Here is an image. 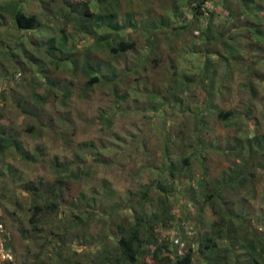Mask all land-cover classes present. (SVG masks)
<instances>
[{
	"label": "trees",
	"instance_id": "1",
	"mask_svg": "<svg viewBox=\"0 0 264 264\" xmlns=\"http://www.w3.org/2000/svg\"><path fill=\"white\" fill-rule=\"evenodd\" d=\"M82 1L69 0L68 6L70 7L68 8L70 10L65 11L60 8L58 12H54V19L63 18L66 22L65 24L75 22L76 35L78 33H82L86 37L95 35L94 43L86 47L81 39L78 45L82 44L84 46L78 50L73 44L71 45L75 36H70L66 27H64L61 29L62 37L58 38L55 36L46 42H40V49H37L38 52L28 49V46L22 43L24 44L26 61L15 53V50L21 47V43H17L15 46L10 45L4 52V58L11 59L15 68L20 69L19 73H13L12 80L15 83L9 89L16 91L29 86L32 81L29 84L25 83L28 72L36 73L35 75H38L39 78L43 77L46 82L48 95L45 94L43 97L36 94L34 97L36 110H41L39 113L29 109L31 107L30 104L24 107L19 104L23 113H28V115L30 114L33 117V122L27 128L28 131L34 138H40L42 132L53 130V133L57 134L58 137L68 135V145L72 144L69 135L70 133L75 135L76 125L71 117L73 103L67 102L71 89L68 86L67 75H72L76 79H83L86 91H90L93 87H108L110 102L107 108L99 112L93 122L101 131L105 127L111 128L117 115L127 113L134 108H130V103L128 102L131 98H133L134 106L140 103L139 93L134 92L142 90L139 81H143V94L153 99L157 98L160 102L149 103L139 107V110L136 111L141 110L143 112H139L143 120L155 119V122L162 124L160 133L163 136L158 142L160 144L157 145L161 147L162 155L160 157V167L157 170L161 173L159 175L161 179L164 171L169 170V175L164 178L166 180L165 184L160 182L155 186L153 182L152 185L154 186L143 188L138 193H134V198H131L129 193L127 198L123 200L107 180H102L98 190L96 189L97 184H93L90 192L80 188L72 195L73 186L80 187L82 183H87L94 177L91 173L93 171L91 170L89 158L84 156L86 151L90 155L95 154L96 148L93 142H84L75 148L73 145L70 148L67 147V153L65 154L67 158L64 161H61L58 156L53 158L51 167L54 171L55 180L48 186V190H44L41 182L24 183L20 176H16L19 170L17 167H14L11 163L3 164L1 173L11 179L12 187L14 188V195L5 199L6 203L0 199V224L3 225L5 230L0 233V243H2L5 253L12 258L16 256L13 237H11V233H7L9 230L5 216L10 213L12 197L15 198L18 193H21V195L29 198L30 202L23 205L20 202H16V207L18 206L26 217L29 215L28 221L32 225L31 229H25L26 234L24 233L25 231L23 232L24 240H30L33 227L35 231H39L38 228L40 227L37 225L42 223V220L46 217L49 219L45 220V222L53 219L51 217L58 215L56 213L61 207L65 208L67 213L61 219L55 217L59 221L57 224L59 232H52V235L60 239L62 237L61 241L63 243L65 241L63 238L69 236L68 232H72L74 235V230L72 231V229H77L79 234L82 232V234H86L90 228V222L98 221L99 230L92 237L84 234L85 236L82 237V240H79L77 238H80V236H74V238L87 246L81 262H78V264H263L264 237L256 236L255 232L249 231L251 229L248 226L244 229L242 226L238 228L239 230L237 229L236 223L240 222L243 225L244 220L248 216L242 212L243 206L240 210H234V200L230 199L229 195L224 193V191L235 189L236 184H239V187L243 185L241 173L245 171L243 170L244 168L247 169L245 165L249 163L250 159L253 160L255 158L254 149L258 148L264 151V134L248 138V144L244 142V147L248 148V153L244 154L243 157L244 164L237 165L238 169L233 170V174L229 175L228 178L223 176L221 180L214 182L209 188L207 181L205 183H197V189L190 184H186V195L189 198L190 207L197 208L200 206L197 211L200 216L203 213V207L209 205L213 215L219 217L218 220L212 221L211 224H206L203 222L204 220L197 218L194 227L188 226L186 224L188 222L186 221L187 219L175 217L169 212L171 209L170 203H174L172 197L177 195L175 194V184L173 183L178 176L175 167L176 164H180L182 167L188 166L191 164V159L197 156L195 153L202 151L200 145L202 142L198 144L197 141L200 138V132L205 127L206 115H199L200 111L193 112L192 109L188 108V111L194 114L193 131L185 133V137L175 136L177 133L176 129L172 127V123H169L166 112L162 110L169 103H173L174 100L175 103L184 104L185 100L179 97V94H184V97L188 95V107H192L190 102L194 101L197 96H193L191 91H187L188 86L190 87L192 84L191 81L187 80L179 90L172 86V88L162 94L163 96L159 94L161 88L157 87L153 80L152 88L149 90L147 85L148 78L138 77L135 86L129 87V84H131L132 78L140 73V70H143V68V71L149 70L153 61L155 67H159L160 80L167 83L173 82L177 74L183 70L177 68L174 76L169 75V71L177 64L175 62L169 64L171 59L164 60L166 53H163L161 45L157 44L158 38L164 34L165 40L171 42L172 53L179 54L184 49L175 48L177 45L172 43L176 38L175 36L190 34L198 42L189 47V50H191L190 55L183 54V58L188 61L190 58L196 60L201 57L202 66L197 73L205 78L207 82H210L209 89L215 90L217 88L222 92L228 80L224 76H218L217 70H213L210 62L215 54L221 53L217 50L216 42L224 44L240 40L245 42L246 38L257 33L262 39L264 37L262 33L264 28V0H175L172 8L173 15L169 18L164 14L165 11L164 13L161 11L159 12L160 14L153 16L156 19L148 18L151 17L150 12L145 18L142 15L143 13L136 16L131 11L122 13V9L117 7V5L119 6L117 0ZM180 1L184 2L183 5H186L191 11L190 17L187 18L185 11L182 10L183 5L180 4ZM78 14H83L81 20L77 17ZM0 17H3L2 14H0ZM221 17L225 19H221ZM176 18L180 20L177 27L174 26L175 22L172 21ZM14 20L18 28L26 32L36 31L41 28L36 15H27L22 10L14 9ZM128 29L141 32L140 36L148 38L151 58L147 56L139 58L132 65L119 68L115 64L118 57L128 52L138 51V39L122 35V32ZM171 29L173 30L172 32L167 31ZM246 42L249 43L250 48H254L256 51H264L262 44H253L252 40ZM183 47L185 48V45ZM93 51L102 52L103 55L109 57V61H97V63L90 61L92 57L88 52ZM220 58L223 60L226 71L227 69L229 71L231 68L229 58L219 56ZM67 65L71 67L65 73ZM257 65L259 66L258 63ZM261 66L264 67V63ZM5 69L7 70V68ZM255 73L257 78H260L263 82L264 71L256 70ZM17 77L19 79L20 77L22 78L17 80ZM31 79L37 81V86L41 85L38 79ZM61 84L65 86L66 91H61L63 88ZM250 87L255 89L253 83L250 84ZM32 89L35 90V86ZM253 91L255 92V90ZM132 93H134L133 96ZM4 94L6 95V91ZM51 94L62 97L63 105L60 108L63 111L59 112L62 117L58 121H56L57 119L51 120L48 125L42 108L44 104H48ZM172 95H175L173 101L170 99ZM2 97L5 96L3 95ZM212 98L211 92L204 95L203 103L205 104L207 101V104H210L209 100ZM5 107L3 105L0 108L1 153L4 155L7 149L13 147L17 153L24 155L21 157L22 161H24L22 164L44 167L49 160H47L46 148L41 143L38 142L36 144L37 147L32 152L28 150L24 152L25 147L22 142L15 138V135L13 136L14 131H10L8 134L5 131L6 129L1 124L2 111ZM169 107L172 110L178 107L183 108V106L173 104ZM215 108L207 110L209 112L213 110L214 112L216 111ZM178 111L185 113L184 109ZM152 112H154V117L150 116V114H153ZM177 114L179 113L175 111L172 117ZM242 114L243 112L240 113V116ZM233 115L232 111H225L224 109L217 112V116L222 122L229 123L234 119L232 118ZM244 116V118L250 120L255 118L251 115V108L245 112ZM186 125L191 126V123H186ZM59 133L60 135H58ZM189 133L192 134L190 135ZM178 134L180 135L179 132ZM194 135H196L195 141ZM193 141V144L190 143ZM227 143L231 144L229 140ZM218 144L221 145L220 142ZM233 147L232 145L225 147V152L233 151ZM217 148L222 151L220 146ZM175 156H178V162H173ZM261 158L263 162L260 163V167L264 168V157ZM152 164L154 165V162ZM169 182H171V193L166 188ZM206 186L208 189H206ZM176 200H184V194L182 196L179 195ZM127 210H131L132 214H134L133 220H125L124 218L119 220L121 212ZM14 215L15 213L10 214L13 218ZM171 229L176 231L172 237ZM249 235H253L254 239L249 241ZM176 237L187 243L182 254H179L178 250L174 248V238ZM51 247L55 249L54 245ZM65 252L63 247H61L56 250L55 254L57 253L56 255L61 257ZM91 255H95L96 260L94 257L91 258ZM10 257L3 261V264H14L13 259H10Z\"/></svg>",
	"mask_w": 264,
	"mask_h": 264
},
{
	"label": "rangeland",
	"instance_id": "2",
	"mask_svg": "<svg viewBox=\"0 0 264 264\" xmlns=\"http://www.w3.org/2000/svg\"><path fill=\"white\" fill-rule=\"evenodd\" d=\"M117 2L119 4L117 7L122 9V13L131 11L135 16L143 13L142 15L145 18L150 12L151 17L148 18L156 19L153 18V16L160 14L159 12L161 11L163 13L165 11L164 14L169 18L173 15L172 8L175 0H117ZM68 3L69 0H0V14L3 16L2 18L0 17V108L3 107V105L6 106L2 111L1 124L6 129L5 131L7 134L10 131H14L13 136L15 135V138L22 142L25 147L24 152L27 150L32 152L37 147L36 144L38 142L41 143L46 148L47 160H49L44 167H36L37 165L27 166L25 163L22 164L24 161H22L21 157L24 155L17 153L13 147L7 149L4 155L1 153L2 150H0V199L3 200L4 203H6L5 199L11 198V196L14 195V188L12 187L11 179L1 173L3 164L11 163L14 167H17L19 170L16 176H20L24 183L41 182L43 183L44 190H48V186L55 180L53 175L54 171L51 167L53 158L58 156L61 161H64L67 158V156H65L67 147L70 148V146L73 145L75 148L84 142H93L95 144V154L90 155V153L85 150L86 154L84 155L89 158L91 170L93 171L91 173L94 177L89 182L82 183L80 187L73 186L72 195L75 191L80 190V188L90 192L93 188V184H97L96 189L98 190L102 180H107L108 183L112 184L115 191L118 192V196L125 200L129 193L131 198H134V193H138L143 190V188L156 186L160 182L165 184L166 180L164 178L169 175V170H166L162 174L163 177L161 179L159 177L161 173L157 170V168L160 167V157L162 155L161 147L157 146L160 144L158 142L163 136V134L160 133L162 124L155 122V119L143 120L139 113L143 112L141 110L136 111L139 110V107L148 105L149 103L160 102L157 98L153 99L143 94V81H139L142 90L134 92L139 93L140 103L134 106L133 98H131L128 102L130 103V108H134L127 113L117 115L113 120L114 123L111 128L105 127V129L101 131L93 122L96 116L99 115V112L107 108L110 102L108 87H93L90 91H86L83 79H76L72 77V75H64L67 77L68 86L71 88L67 102L73 103L71 117L76 125V136L72 133L69 135L72 144L68 145V135L58 137L57 134L53 133V130L42 132L40 138H34L28 131L27 128L33 122V117L30 114L28 115V113H23L22 107H20L19 104L23 107L25 105L29 106L30 104L31 107H29V109L39 113L41 110H36L34 97L36 94L43 97L45 94L48 95L46 91V82L43 77L39 78L38 75H35L36 73L28 72L25 83L29 84L30 81H32L29 86H25L16 91L9 89V87L15 83L12 80L13 73H19L20 69L15 68L14 62L11 59L4 58V52L10 45L15 46L17 43H24L28 46V49L38 52L40 49V42H46L55 36L58 38L62 37L63 34L61 33V29L64 27H66L70 36H75L74 42H72L71 45L73 44L78 50L84 46L82 44L78 45L81 39L84 41L86 47L94 43L95 35L93 37H86L82 35V33L76 35L75 22H68L65 24L66 22L63 18L54 19V12H58L60 8H63L65 11L70 10V8H68L70 7ZM180 4L183 5L184 2L180 1ZM1 7L3 8L1 9ZM209 7L211 6L209 5ZM14 9L22 10L27 15H36L41 24V28L29 32L19 29L14 20ZM182 10L185 11L187 18L190 17L191 11L186 5H183ZM82 16L83 14L77 15L80 20ZM221 19L225 18L221 17ZM172 21L175 22V27H177L180 22L177 18ZM167 31L172 32L173 30ZM262 33L264 36V28L262 29ZM140 34L141 32H135L133 29L122 32L124 37L128 35L133 39H138V51L128 52L118 57L115 64H117L119 68L132 65V63L139 58H144L146 56L151 58V55H149L148 38L142 37ZM259 36V33L253 34L246 38L245 42H242L244 40L228 42L227 44L216 42L217 50L221 53H217L218 55L215 54L210 62L213 70H217L218 76H224L228 80L222 92L217 88H215V90L209 89L208 86H210V82H207L205 78L197 73L202 66L201 57H198L196 60L190 58L188 61H185L183 58V54L190 55L191 50H189V47L198 42V40L190 34L175 36L176 38L172 42L177 45L175 48L184 49L183 52L179 54L172 53L173 48L171 47V42L165 40L164 34L160 35L158 38L157 44L161 45V50L163 53H166L164 60L171 59L169 64L172 62L177 64L169 71V75L174 76L177 68L183 70L177 74L173 82L167 83L160 80L159 67H155L153 61L149 70L143 71L144 68L140 70V73L132 78L131 84H129V87L135 86L138 77L148 78L147 85L149 90L152 88L153 80L154 84L161 88L159 94L162 95L167 92L169 88H172V86H175L179 90L187 80L191 81L192 84L190 87L188 86L187 91H191L193 96H197L194 101L190 102L192 107H188L189 100L187 99H189V97L188 95L184 97V94H179L178 96L183 98L185 103H175V94L170 97L174 102L169 103L167 107L162 110L166 112L169 123H172V127L176 129L177 133L175 136L185 137V133L187 134V132L193 131L194 114H191L188 108L192 109L193 112L200 111L199 115H206L205 127L203 126L204 129L200 132V138L197 141L198 144L202 142L200 144L202 151L195 153L197 156L191 159V164L188 166L182 167V165L176 164L175 167L176 172H178L177 178L173 181L176 190L175 194L178 196L184 194V200H176L178 196L173 195L172 200L174 203H170L172 210L170 209L169 212L175 217L187 219L186 221L188 222H186V224L188 226L191 225L194 227L197 218L204 220L203 222L206 224H211L212 221L218 220L219 217L213 215V211L209 205L203 207V213L199 216L197 211L200 209V206L197 205V208H192L188 203L189 198H187L186 195V184H190L197 189V183H205V181H207L209 188L214 182L221 180L223 176L228 178L229 175L233 174V170L238 169L237 165L244 164V154L248 153V148L244 147V142L248 144V138H254L264 134V81L262 82L260 78H257V74L255 73L256 70L264 71V67L261 66L264 63V51L258 52L254 48H250L249 43L246 42L252 40L253 44L259 43L264 46V37L261 39ZM24 44L17 48L15 53L26 61V54L23 48ZM183 45H185V48ZM88 54L92 57L90 59L92 62L109 61V57L103 55L100 51L88 52ZM219 56L229 58V64L231 66L229 71L228 69L226 71L223 60L222 58L219 59ZM70 67V65L66 66L65 73L70 70ZM5 68H7V70ZM21 78L22 77H20V79ZM31 78L38 79L41 85L37 86V81ZM20 79L17 77V80ZM252 83L255 89L250 87ZM33 86H35V90L32 89ZM61 87L64 88L61 90L63 92L65 86L61 84ZM16 88L18 89V87ZM253 90H255V92ZM5 91L6 95L4 94ZM125 91L128 92L126 89ZM210 92L213 98L209 100L210 104H207V101L204 104L203 97ZM134 93H132V96ZM3 95L5 97H2ZM171 104L183 106V108L178 107L173 109L179 113L173 117L172 114H174L175 111L170 109L169 106ZM62 105L61 96L54 94L49 96L48 104H44L42 108L48 125L51 120L57 119L56 121H58V119L62 117V115H59V112L61 113V111H63V109L60 108ZM213 107H216V111L213 112L212 110V114V112H209L207 109H213ZM250 108L251 115L253 118L255 117L253 120L244 118L245 112ZM183 109L185 113L178 111ZM223 109L225 111H232L234 114L232 116L234 119L229 123L222 122L217 116V112ZM242 112L243 114L240 116ZM152 113L153 114H150V116L154 117V112ZM186 123H191V126L186 125ZM189 134L191 135L192 133ZM58 135H60V133ZM195 136L196 135H194V141L196 140ZM228 140L231 144L227 143ZM194 141L190 143L193 144ZM218 142H220L221 145H219ZM231 145L234 146L233 151L225 152V147ZM218 146L222 148V151L218 150ZM254 150V154H256L254 155L255 158L253 160L250 159L249 163L245 165L247 169L244 168L243 170L245 171L241 173L243 185L239 187V184H236L235 189L224 191V193H227L229 198L234 200V210H240L243 206L242 212L244 215L248 216L244 222L242 219L244 226L241 225L240 222L236 223L237 229L241 228V226L243 229L248 226L251 229L249 231L255 232L256 236L259 235L260 237H264V168L260 167V163L263 162L261 157H264V151L258 148ZM178 161V156H175L173 162ZM153 162L154 165L152 164ZM182 173L183 175H181ZM153 182L154 185H152ZM166 188L169 193L172 192L171 182L167 183ZM208 188L206 186V189ZM163 193L165 192L163 191ZM19 194L21 195V193H18L17 197H12V201L10 202L12 206L9 209L10 213L5 216L9 230L7 233H11L16 250V256L13 258L10 257V259H13L14 264H78V262H81L87 246L79 240H82V237L85 235L92 237L99 230L98 221L94 220L90 222V228L86 234L84 233L85 235L82 234V231V233L79 234L77 233V229H72V231L74 230V235L72 232H68L69 236L63 238V240H65L63 243L61 241L62 237L60 239L52 235V232H59V230H57L59 221L55 219V217L61 219L64 217V214L67 213L66 209L61 207L56 213L58 215H53V217H51L53 219L49 222H45V220L49 219L46 217L42 220V223L37 225L42 230L37 227L39 231H35L33 227L32 233L30 234L31 239L24 240V233L26 234V230L31 229L32 225H30L28 221L29 215L26 217L22 213V210L19 209L18 206L16 207V202H20L23 205L30 202V199L25 195L20 196ZM11 213H15L14 218L10 216ZM133 216L134 214H132L131 210H127L122 211L118 219L121 220L124 218L125 220L132 221ZM174 232L176 231L171 229V237ZM74 236H80V238H77L79 240L74 238ZM253 239V235L248 236L249 241ZM52 245H54L55 249L51 247ZM61 247H63L66 252L61 257H58L55 252ZM94 256L95 255H91L90 257L92 258ZM8 258L9 257L1 255L0 248V264H3V261ZM87 258L89 259V257Z\"/></svg>",
	"mask_w": 264,
	"mask_h": 264
},
{
	"label": "built area",
	"instance_id": "3",
	"mask_svg": "<svg viewBox=\"0 0 264 264\" xmlns=\"http://www.w3.org/2000/svg\"><path fill=\"white\" fill-rule=\"evenodd\" d=\"M4 229L3 225L0 224V232ZM189 234V233H188ZM187 243L183 241L181 238L176 237L174 238V248H176L179 252V254H182L184 249L186 248ZM1 254L4 255V257H10L8 254L5 253V251L2 248V243H1Z\"/></svg>",
	"mask_w": 264,
	"mask_h": 264
}]
</instances>
